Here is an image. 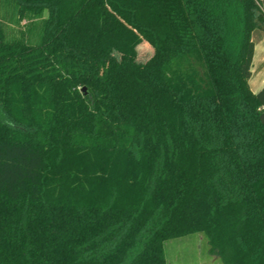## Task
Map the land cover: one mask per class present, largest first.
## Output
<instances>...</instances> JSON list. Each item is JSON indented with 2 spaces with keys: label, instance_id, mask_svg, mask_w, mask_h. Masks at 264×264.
Masks as SVG:
<instances>
[{
  "label": "trees",
  "instance_id": "16d2710c",
  "mask_svg": "<svg viewBox=\"0 0 264 264\" xmlns=\"http://www.w3.org/2000/svg\"><path fill=\"white\" fill-rule=\"evenodd\" d=\"M257 29L264 0H0V264H168L192 233L264 264Z\"/></svg>",
  "mask_w": 264,
  "mask_h": 264
},
{
  "label": "rangeland",
  "instance_id": "374dc122",
  "mask_svg": "<svg viewBox=\"0 0 264 264\" xmlns=\"http://www.w3.org/2000/svg\"><path fill=\"white\" fill-rule=\"evenodd\" d=\"M42 19H33L32 22L23 21L21 26L10 25L15 30H29L31 26L32 37L38 39L41 34ZM19 32H14V35ZM256 51L253 63V75L250 84L254 91L261 89L262 79H264V30L257 29L253 32ZM144 53H138L136 56L115 57V72L118 83L125 89L116 90L119 93H134L132 87L144 83V75L141 72V66L148 59L153 51L146 44ZM165 253L168 264H225L219 257L210 252V246L206 236L202 233H192L183 237L170 239L165 243Z\"/></svg>",
  "mask_w": 264,
  "mask_h": 264
},
{
  "label": "water",
  "instance_id": "95a60500",
  "mask_svg": "<svg viewBox=\"0 0 264 264\" xmlns=\"http://www.w3.org/2000/svg\"><path fill=\"white\" fill-rule=\"evenodd\" d=\"M83 90L86 91V88L84 87ZM261 121L264 123V112L261 114Z\"/></svg>",
  "mask_w": 264,
  "mask_h": 264
},
{
  "label": "crops",
  "instance_id": "0c3cea01",
  "mask_svg": "<svg viewBox=\"0 0 264 264\" xmlns=\"http://www.w3.org/2000/svg\"><path fill=\"white\" fill-rule=\"evenodd\" d=\"M251 85V84H250ZM261 86L263 87L264 86V79H262V84H261ZM262 87H261V89H262ZM251 88H252V86H251ZM254 91V90H253ZM259 91V90H258ZM258 91H254V92H258Z\"/></svg>",
  "mask_w": 264,
  "mask_h": 264
},
{
  "label": "built area",
  "instance_id": "2783aa9c",
  "mask_svg": "<svg viewBox=\"0 0 264 264\" xmlns=\"http://www.w3.org/2000/svg\"><path fill=\"white\" fill-rule=\"evenodd\" d=\"M257 1H259V0H257Z\"/></svg>",
  "mask_w": 264,
  "mask_h": 264
}]
</instances>
